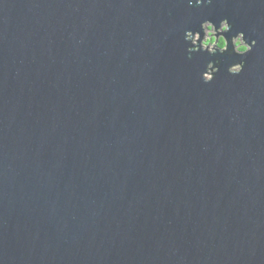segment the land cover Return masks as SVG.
Masks as SVG:
<instances>
[{
  "label": "water",
  "instance_id": "obj_1",
  "mask_svg": "<svg viewBox=\"0 0 264 264\" xmlns=\"http://www.w3.org/2000/svg\"><path fill=\"white\" fill-rule=\"evenodd\" d=\"M0 264H264V0H0Z\"/></svg>",
  "mask_w": 264,
  "mask_h": 264
},
{
  "label": "clouds",
  "instance_id": "obj_2",
  "mask_svg": "<svg viewBox=\"0 0 264 264\" xmlns=\"http://www.w3.org/2000/svg\"><path fill=\"white\" fill-rule=\"evenodd\" d=\"M205 3V0H188V5L200 6ZM211 4L212 0H207ZM231 32V24L227 17L219 21L217 26L211 19H203L199 25V30L193 31L186 29L183 35V40L189 44L186 51L188 53H196L201 50L209 55H215L219 52L221 55L228 52L229 55L243 57L253 50L257 41L252 39L248 42L243 31L231 35L230 39L225 36V33ZM190 42V43H189ZM231 43V48H229ZM189 59L191 57L189 56ZM246 67L245 60L233 62L227 66V72L231 75H239ZM220 71L219 61H208L204 66V70L200 73V78L205 84L214 81L217 73Z\"/></svg>",
  "mask_w": 264,
  "mask_h": 264
}]
</instances>
